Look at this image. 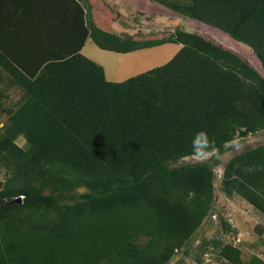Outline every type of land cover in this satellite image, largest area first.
Segmentation results:
<instances>
[{
    "label": "trees",
    "instance_id": "1",
    "mask_svg": "<svg viewBox=\"0 0 264 264\" xmlns=\"http://www.w3.org/2000/svg\"><path fill=\"white\" fill-rule=\"evenodd\" d=\"M153 1L228 33L264 71V0ZM163 33L147 40L90 25L99 48L119 53L181 44L123 81L106 79L81 46L35 63L0 46V72L21 92L0 108V264H183L172 255L215 200L217 160H192V138L205 130L221 154L264 130V75L199 33ZM220 176L221 193L264 215V142L233 155ZM215 244L222 262L264 264Z\"/></svg>",
    "mask_w": 264,
    "mask_h": 264
},
{
    "label": "rangeland",
    "instance_id": "2",
    "mask_svg": "<svg viewBox=\"0 0 264 264\" xmlns=\"http://www.w3.org/2000/svg\"><path fill=\"white\" fill-rule=\"evenodd\" d=\"M129 2L136 7L140 4L139 9L146 10L145 16L150 19L148 20L151 23L150 26L156 28L157 18L151 16L156 11L148 5L150 3L148 0H139L138 2L136 0H129ZM155 6V10L161 12L166 11V14H168L170 18L167 19V23L170 26L168 30L172 31L176 26L187 31L199 33L207 39L235 52L264 75L258 59L247 45L234 40L228 33L217 27L163 10L164 8L160 5ZM158 6L163 9H160ZM134 16H136L135 13ZM162 17L164 16L162 15ZM136 18L142 25L147 22L143 17L140 18L137 16ZM130 21L132 20L130 19ZM164 31L165 29L142 39L161 38ZM164 35L166 36L167 34ZM91 45L94 48V52H88L87 50L86 53L90 55V59L97 61V63L104 67L107 78L111 81H123L148 69L165 64L181 48V44L179 43H163L162 45H154V47L139 49L129 53H119L101 49L94 43H91ZM20 97L21 92L19 88L12 85L8 77L0 72V108L13 106ZM5 119V114L0 110V125L4 123ZM23 142L22 137L16 139V143L19 146H22ZM263 142L264 130H261L246 138H236L229 144L228 150L224 153L209 155L206 160L212 162L217 160V165L214 167L215 200L214 210L212 211L215 214V218L209 214L204 219L193 235L184 241L182 246L175 251L172 255L171 263L181 260L183 264H197L194 261V253L201 246V248H204V253L201 256V264H227L222 262L218 257L216 241L238 246L241 249V255L244 260H248L252 255H257L264 259V215L255 210L251 204L239 195L232 194L231 196H227L219 190L220 174L223 165L233 155ZM192 160L195 159L193 158ZM220 218L224 219L230 225V230H224Z\"/></svg>",
    "mask_w": 264,
    "mask_h": 264
},
{
    "label": "crops",
    "instance_id": "3",
    "mask_svg": "<svg viewBox=\"0 0 264 264\" xmlns=\"http://www.w3.org/2000/svg\"><path fill=\"white\" fill-rule=\"evenodd\" d=\"M75 1L77 4L72 0H0V46L32 63L44 57H62L78 46H81L79 51L83 55L91 58L86 53L87 50L94 52L90 25L117 35L139 33L145 38L155 30L159 33L170 28L167 23V19H170L168 14L166 11L155 10V5L170 10L153 0H148V5L156 11L151 15L157 18L156 28L150 26V19L145 16L146 10L139 9L140 4L136 7L129 0ZM137 16L147 22L142 25ZM104 74L108 79L105 70Z\"/></svg>",
    "mask_w": 264,
    "mask_h": 264
},
{
    "label": "clouds",
    "instance_id": "4",
    "mask_svg": "<svg viewBox=\"0 0 264 264\" xmlns=\"http://www.w3.org/2000/svg\"><path fill=\"white\" fill-rule=\"evenodd\" d=\"M192 153L191 155L195 160L202 161L207 159L210 154L218 153V149L215 147L214 140H211L208 133L201 129L198 130L191 142Z\"/></svg>",
    "mask_w": 264,
    "mask_h": 264
},
{
    "label": "built area",
    "instance_id": "5",
    "mask_svg": "<svg viewBox=\"0 0 264 264\" xmlns=\"http://www.w3.org/2000/svg\"><path fill=\"white\" fill-rule=\"evenodd\" d=\"M210 216H212L213 218H215V214L214 213L210 214Z\"/></svg>",
    "mask_w": 264,
    "mask_h": 264
},
{
    "label": "water",
    "instance_id": "6",
    "mask_svg": "<svg viewBox=\"0 0 264 264\" xmlns=\"http://www.w3.org/2000/svg\"><path fill=\"white\" fill-rule=\"evenodd\" d=\"M16 200L19 201L20 200V197H18Z\"/></svg>",
    "mask_w": 264,
    "mask_h": 264
}]
</instances>
